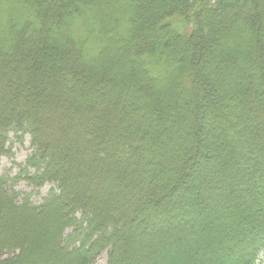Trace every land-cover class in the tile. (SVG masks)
I'll list each match as a JSON object with an SVG mask.
<instances>
[{
  "label": "trees",
  "instance_id": "1",
  "mask_svg": "<svg viewBox=\"0 0 264 264\" xmlns=\"http://www.w3.org/2000/svg\"><path fill=\"white\" fill-rule=\"evenodd\" d=\"M10 132L0 264H258L264 0H0Z\"/></svg>",
  "mask_w": 264,
  "mask_h": 264
},
{
  "label": "rangeland",
  "instance_id": "2",
  "mask_svg": "<svg viewBox=\"0 0 264 264\" xmlns=\"http://www.w3.org/2000/svg\"><path fill=\"white\" fill-rule=\"evenodd\" d=\"M11 146L10 154L3 155L0 159V176L8 175L15 176L24 166L28 156L32 153L31 137L29 134L20 133V138H17L14 132H10ZM9 186L13 190L19 191L22 195L31 194V200L36 203H42L50 194L51 190L56 187L54 183H46L43 187L36 188L28 183L27 180L18 179L13 183L10 181ZM71 231V230H69ZM67 241V239H66ZM109 254L108 250L102 251L96 258L94 264H108ZM258 264H264V251L260 254Z\"/></svg>",
  "mask_w": 264,
  "mask_h": 264
}]
</instances>
